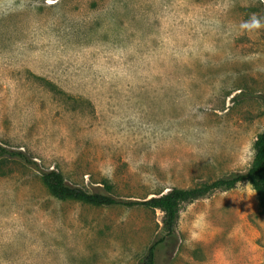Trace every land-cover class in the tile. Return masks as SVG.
I'll list each match as a JSON object with an SVG mask.
<instances>
[{"label":"rangeland","instance_id":"374dc122","mask_svg":"<svg viewBox=\"0 0 264 264\" xmlns=\"http://www.w3.org/2000/svg\"><path fill=\"white\" fill-rule=\"evenodd\" d=\"M263 128L264 0H0V145L72 185L142 201L244 172ZM162 233L159 209L59 199L0 158V264H139ZM164 253L264 264L250 184L181 203Z\"/></svg>","mask_w":264,"mask_h":264},{"label":"trees","instance_id":"16d2710c","mask_svg":"<svg viewBox=\"0 0 264 264\" xmlns=\"http://www.w3.org/2000/svg\"><path fill=\"white\" fill-rule=\"evenodd\" d=\"M49 90H57V86L47 79H42ZM253 158L244 172L201 182L192 187H173L163 194L144 199L123 200L114 194L113 186L108 181L94 190L68 183L62 173L55 169H40L36 161L25 152L0 145V158L18 160L41 172V179L51 195L59 199H74L91 205H123L133 206L141 204L150 209H159L163 213V231L157 234L146 247L139 259V264H156L159 249L164 250L163 258H167L176 246V224L179 216L180 204L190 202L215 189H230L239 181H247L256 194L260 211L264 214V128L257 134L253 143ZM169 253V254H168Z\"/></svg>","mask_w":264,"mask_h":264}]
</instances>
